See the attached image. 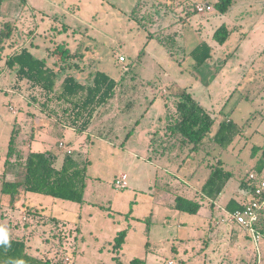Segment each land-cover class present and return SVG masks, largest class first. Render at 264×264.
Instances as JSON below:
<instances>
[{"label": "rangeland", "instance_id": "rangeland-1", "mask_svg": "<svg viewBox=\"0 0 264 264\" xmlns=\"http://www.w3.org/2000/svg\"><path fill=\"white\" fill-rule=\"evenodd\" d=\"M215 2L3 0L0 215L5 216H1L0 228L10 236L26 237L35 254L53 260L69 256L70 261L63 264H129L134 259L146 264H168L170 260L174 264H256L253 242L240 226L221 222L225 212L212 214L202 205L193 214L177 209L171 199L184 193L181 183L203 181L217 157L233 171L217 201L250 198L242 192L241 183L253 169L252 158L261 157L264 145V0H235L225 14L215 8ZM136 4L140 17L148 23L155 19L149 30L132 18ZM197 4H210L212 9L196 11ZM254 21L257 23L252 24ZM223 22L231 24L232 29L226 43L219 44L213 34ZM152 31L158 36L174 37L173 51L178 60L157 37H152ZM202 42L210 44L213 53L196 66L190 51ZM22 46L37 48V57H45L48 65H54L59 73L58 86L66 75L76 76L83 68L90 75L86 73V79H79L82 82H92L97 70L119 82L89 132L82 133L79 127L70 125L66 103L55 98L47 100L30 83L19 85L22 96L8 91L15 85L11 83L16 70L8 68L6 58ZM60 47L70 52L64 61L59 60L60 50L59 57L48 54ZM121 55L125 62L120 61ZM185 89L216 116L212 133L220 121L230 118L243 125V130L221 154L217 146L201 150L198 155L180 154L176 158L178 150L174 146L163 153L164 158L157 159L147 150L149 133L156 128L158 133L162 130L161 121L167 120L166 99L179 100L177 93ZM10 101L18 110L16 115L9 107ZM20 112L24 113L22 121L17 119ZM23 122L27 128L22 127ZM14 127L20 130L24 151L53 150L61 156L57 166L68 149L84 152L90 162L83 202L25 192L22 187L11 201L12 192L1 191L4 179L21 182L24 178L20 166L4 164ZM34 137L36 140L29 143ZM61 141L66 147L60 146ZM154 143L158 141L151 145ZM125 173L128 186L116 187V177ZM189 191L193 198L199 196L195 189ZM33 208L39 215L28 214ZM51 215L66 223L69 232L64 249L59 245V232L52 233L55 230L47 221ZM258 246L264 264V238Z\"/></svg>", "mask_w": 264, "mask_h": 264}, {"label": "trees", "instance_id": "trees-1", "mask_svg": "<svg viewBox=\"0 0 264 264\" xmlns=\"http://www.w3.org/2000/svg\"><path fill=\"white\" fill-rule=\"evenodd\" d=\"M234 1L217 0L214 6L219 12L225 13L233 5ZM2 3L3 0H0V12H2ZM195 10L197 11V9ZM137 13L138 4L131 11V16L147 30L156 23L155 19H151L148 23L143 16L140 17ZM230 33L231 30L223 23L214 31L213 37L219 44H224L229 39ZM151 35L152 37H157L166 46L172 58L176 59L173 51L175 43L173 36H158L157 31H152ZM60 48L62 50L59 48L52 50V54H56L60 50V59L65 60L69 57L70 52L65 48ZM142 53L143 51H141ZM212 53L213 47L206 42L198 44L190 51L196 66L211 58ZM6 63L11 69L16 70L18 81L28 80L32 87H38L47 96V100L55 98L66 103L68 105L65 108V112H68L67 119L70 125L79 127L80 131L90 124L97 110L113 95L119 83L105 72L97 70L90 83L82 82L74 75H66L58 86V71L48 65L47 58L37 57L27 47L11 54ZM177 96H179V100L175 97L166 99L165 114L167 120L162 127V133L155 140L158 141V145L162 148V153L175 146L178 150L175 153L176 158H179L180 154L189 157L192 154L198 155L201 150L206 151L208 148L218 146L221 154L230 147L242 132L244 126L230 118L220 121L217 129L212 133L216 116H213L187 89L177 93ZM59 133L61 134V131ZM19 134L20 130L14 127L9 139L4 164L6 167L9 164L20 166L24 170V178L21 182L4 179L1 191L12 192L11 201L15 199L19 187H22L25 192L40 193L54 198L83 202L88 178L87 166L90 162L89 158L84 157V152L78 150L76 153H72V151L67 153L63 157L61 166L58 167L56 162L59 155L53 150H31L25 153L21 146ZM261 148L262 155L259 164L255 168L257 170H261L264 167V145ZM232 175L233 171L226 169L225 162L220 157H217L216 163L211 165L209 176L202 186V193L206 197L216 200L225 189ZM241 186L247 193L250 192L251 187L247 185L245 180L242 181ZM233 201L236 200L233 198L228 203L229 211L242 207L243 204H235ZM174 205L179 210L193 214L197 213L202 206L198 200L182 195L176 196ZM39 213L37 208L28 209L30 216L34 217L37 214L39 215ZM1 216L4 217L5 214L0 215V220ZM47 219L52 225L51 230H55L52 233L59 232V245L64 249L65 246L63 245L68 244L66 234L69 232L65 227V221L53 215L47 217ZM257 229L261 233L262 238H264V208L260 211ZM8 237L10 246L0 244V264H63L64 262V257L53 260L51 256L43 257L33 253L29 249L26 237L17 238L10 235ZM246 237L249 242H252L251 237L247 233ZM120 239L117 240L118 245ZM254 262L256 263V255ZM118 264L125 263L120 262ZM129 264L146 263L142 259H134Z\"/></svg>", "mask_w": 264, "mask_h": 264}, {"label": "built area", "instance_id": "built-area-1", "mask_svg": "<svg viewBox=\"0 0 264 264\" xmlns=\"http://www.w3.org/2000/svg\"><path fill=\"white\" fill-rule=\"evenodd\" d=\"M196 9L199 12L212 9L210 4H197ZM121 62H125L124 56L119 57ZM60 146L66 147L63 141L60 142ZM67 153H71L68 149ZM128 175L122 174L116 177L114 184L118 188H125L128 186ZM245 182L251 187L249 195L250 198L243 203L242 207L234 211H226L225 218L221 219L222 223L241 226L245 232L251 237L255 246L256 264H261V253L258 246L259 240L262 238L261 233L257 229V223L260 216V211L264 208V167L261 170L252 169L248 172ZM70 257H65L64 262L70 261ZM168 264H174L173 260H170Z\"/></svg>", "mask_w": 264, "mask_h": 264}, {"label": "crops", "instance_id": "crops-1", "mask_svg": "<svg viewBox=\"0 0 264 264\" xmlns=\"http://www.w3.org/2000/svg\"><path fill=\"white\" fill-rule=\"evenodd\" d=\"M217 1V0H216ZM235 2V1H234ZM26 4L27 5H29L30 7H31V9H36V8H34L31 4H29V2H26ZM233 5H234V3H233ZM232 5V6H233ZM231 6V7H232ZM230 7V8H231ZM229 8V9H230ZM229 11V10H228ZM227 11V12H228ZM227 12H225V13H227ZM224 13V14H225ZM223 15V14H222ZM224 16V15H223ZM223 23H225L227 26H228V28L231 30L232 28H231V24H229V23H227V22H223ZM222 23V24H223ZM255 23H257V21H254L252 24H255ZM239 25H241V24H239ZM236 26V25H235ZM15 43V42H14ZM13 42H11V44H14ZM10 44V45H11ZM32 46H33V44H32ZM25 47V46H24ZM23 46H22V48H24ZM28 48V47H27ZM29 49V48H28ZM55 48H53V49H51L49 52H48V54L50 55H53L54 57L56 56V57H59V51H57V53L56 54H52V50H54ZM32 53H34L36 56H37V53H36V51L38 50L37 48H34V47H32L31 49H29ZM36 50V51H35ZM19 51V50H18ZM15 52V51H14ZM13 52V53H14ZM13 53H11V54H13ZM11 54H9L8 56H7V58H6V62H7V59H8V57L11 55ZM48 55V56H49ZM41 58H43V57H41ZM59 60H60V58H59ZM53 61H55V60H53ZM62 61H64V59L62 60ZM8 66V65H7ZM52 67H54V65L52 66ZM8 68H10L9 66H8ZM89 70H85L84 68H83V70L82 69H80V70H78V72H76V76H79V78L78 79H86L85 77H86V73H88L89 75H90V72H88ZM16 72V71H15ZM94 75V74H93ZM93 75H92V77H93ZM17 80V76L15 77V81ZM15 81H12V83H11V85H13V83H15V85L12 87H9L8 88V91L9 92H11V93H13V94H15V93H17L18 95H17V97H19V96H22V94L21 93H19V85H23L24 83H26V82H28V83H30L28 80H26V79H24V80H22V81H19V83L18 82H15ZM26 81V82H25ZM25 85V84H24ZM30 86H31V84H29ZM32 87V86H31ZM33 89L34 88H36V89H39L38 87H32ZM40 90V89H39ZM202 104V103H201ZM9 107H10V109H11V111L16 115L17 114V112H18V110H17V108H15L13 105H12V101H10V103H9ZM203 105V104H202ZM204 106V105H203ZM30 107V106H29ZM205 107V106H204ZM206 108V107H205ZM19 109V108H18ZM206 109H208V108H206ZM160 110V109H159ZM26 111V110H25ZM100 111H101V107L97 110V112L95 113V115H94V117L92 118V120H91V122H90V124L84 129V130H81V132L82 133H84V132H89V130H90V127H92L93 126V123H94V121H95V119H97L96 117L99 115V113H100ZM20 113H22V115H21V117L19 116V117H17V119H18V121H22L23 119H24V113L23 112H20ZM26 113V112H25ZM37 117V116H36ZM162 119V118H161ZM163 120V119H162ZM161 122H163L164 124H165V122L164 121H161ZM159 123V122H158ZM162 123V124H163ZM164 124H163V126H164ZM22 127L23 128H27V124L26 123H22ZM155 127H158L157 125L155 126ZM67 130H70L69 128L67 129ZM157 128L154 130V131H151L150 133H149V145L147 146V150H148V152L150 153H152L153 155H154V157L155 158H157V159H162V158H164L166 155L165 154H163V153H161V152H159V145L157 144L156 145V143H154L153 144V146L151 145V143L153 142V141H155L157 138H159V135L162 133V130H160L159 131V133L157 132ZM32 135V134H31ZM34 136H36V134H34ZM21 137H19V139H20ZM34 139H35V137L33 138V139H31V140H29V143H31L32 141H34ZM36 140V139H35ZM66 142H68L67 140H66ZM69 143V142H68ZM22 149H23V146H22ZM24 150V149H23ZM29 151H31V150H29ZM29 151H24L25 153L26 152H29ZM46 151V150H45ZM58 154V153H57ZM261 155H262V152H261ZM61 156H59L58 157V160H60L59 158H60ZM260 158L261 157H259V158H256V159H254V157L252 158V168L254 169V168H256V166L259 164V160H260ZM62 159V161H63V158H61ZM61 164H62V162H61ZM61 164H60V166H61ZM60 166H58V167H60ZM209 176V175H208ZM208 176L206 177V178H204L203 179V181L201 180V182L199 183V184H193L190 180H188V182L186 183V182H184V183H181L182 184V186H184L183 188H185V191H183L184 193H181L180 192V194L179 195H182V196H185V197H187V198H190V199H196V200H198L203 206H207V208L209 207V209L212 211V214L213 213H215L216 211H218L219 212V214H223L224 212L226 213V211H228L229 210V207H228V203H229V201L231 200V199H235L236 201H233V202H235V204H243L244 202H246L249 198H244V200H242V201H240V200H238L237 198H235V197H232L227 203L225 202V203H222V202H219V201H217L218 200V198L220 197V195L222 194H220L219 196H218V198L215 200H213V199H210V198H208V197H206L203 193H202V186H203V184H204V182L206 181V179L208 178ZM175 183H177V182H175ZM177 186V185H176ZM168 187V186H167ZM167 187H165V189L164 190H166V191H169V190H171V189H167ZM170 188V187H169ZM190 188H193V189H195L196 191H198V197H196V198H193V196H191V195H189L188 194V192H190L189 191V189ZM241 188H242V192H244V193H246V195H249V193H247L246 191H245V189L241 186ZM180 190H184V189H182V188H180ZM223 192V191H222ZM166 196H168L169 197V195H166ZM170 198V197H169ZM175 198H176V196L174 197V198H171L172 199V202L175 204ZM241 202V203H240ZM226 224V223H225Z\"/></svg>", "mask_w": 264, "mask_h": 264}, {"label": "clouds", "instance_id": "clouds-1", "mask_svg": "<svg viewBox=\"0 0 264 264\" xmlns=\"http://www.w3.org/2000/svg\"><path fill=\"white\" fill-rule=\"evenodd\" d=\"M0 244H5L10 246L8 233L7 230L4 228H0Z\"/></svg>", "mask_w": 264, "mask_h": 264}]
</instances>
